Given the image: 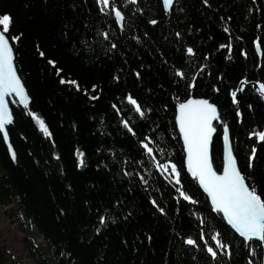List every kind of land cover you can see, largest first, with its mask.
Segmentation results:
<instances>
[{"label": "trees", "instance_id": "1", "mask_svg": "<svg viewBox=\"0 0 264 264\" xmlns=\"http://www.w3.org/2000/svg\"><path fill=\"white\" fill-rule=\"evenodd\" d=\"M100 7L97 0H0L31 99L25 109L9 103L15 161L0 135V207L19 220L31 263L264 264V246L237 237L188 175L175 122L177 106L191 98L214 104V170L227 125L238 170L264 197V142L256 135L264 132V104L250 86L238 101L232 96L241 81L264 84V0H175L168 13L160 0H114L121 28ZM156 163L175 164L180 184ZM7 249L0 245V264H18Z\"/></svg>", "mask_w": 264, "mask_h": 264}, {"label": "snow or ice", "instance_id": "2", "mask_svg": "<svg viewBox=\"0 0 264 264\" xmlns=\"http://www.w3.org/2000/svg\"><path fill=\"white\" fill-rule=\"evenodd\" d=\"M101 6L100 11L107 14L106 10L111 9L118 22L123 21L124 17L117 8L114 7V0H97ZM130 3H136L137 0H129ZM173 0H163L165 9L171 7ZM13 23L12 18L8 14L0 15V132H3L4 139L7 140V132L5 125L12 123L11 115L8 112L7 105L4 101L6 94L15 93L20 97L25 107H28V97L25 94L24 87L20 78L17 76L16 69L13 64V50L10 47L9 40L3 33L9 31L10 25ZM155 24L156 21H151ZM227 32L228 29L226 28ZM261 42H256V48L261 49ZM115 47V45H113ZM231 50L230 45L228 46ZM188 54H194L191 48L187 49ZM43 55V53H41ZM53 63V62H49ZM176 75L183 77L182 72ZM61 83L75 84V81H64ZM194 86V85H192ZM77 89L79 86L76 85ZM259 91L264 95V84L260 85ZM233 100H236V93H232ZM95 99V97H93ZM127 102L134 106V109L141 117L144 112L141 105L132 96L127 97ZM115 107V105L113 106ZM177 123L180 133L187 151V165L192 176L198 179L204 191L211 197L217 213H222L227 223L238 233L245 241H259L264 246V197L258 194L254 187H250L245 177L236 167L235 159L229 145V136L227 125H224V141H225V165L222 174H218L213 169L212 160L209 155V145L211 143L212 134L215 132L213 121L220 120L217 108L214 104L207 100H189L187 103H181L178 110ZM39 124L40 130L45 135H51L45 122L42 119L34 117ZM124 127L130 133L135 135L134 130L124 121ZM259 141L264 142V132L256 134ZM147 139V138H145ZM151 143V141H149ZM149 143H143L142 147L146 149L148 155H152L153 149L149 147ZM155 160V157H153ZM79 163L84 164L83 153H79ZM158 170L168 172L175 177V183L180 184V174L175 164L156 163ZM143 179V177H141ZM185 200L190 197L181 189H177ZM195 201H193L194 203ZM103 223V220L101 221ZM189 245H195V241L188 239ZM217 247H226L221 241H217ZM207 252L216 258L217 252L212 247H207ZM251 264V262H249Z\"/></svg>", "mask_w": 264, "mask_h": 264}, {"label": "water", "instance_id": "3", "mask_svg": "<svg viewBox=\"0 0 264 264\" xmlns=\"http://www.w3.org/2000/svg\"><path fill=\"white\" fill-rule=\"evenodd\" d=\"M160 1H161V4H162V7H163V10H164L166 13L170 12V10L172 9V7H173V5H174V3H175V0H173V3H172V5H171V7L168 8V9L166 10L165 7H164V4H163V0H160ZM114 16H115V15H114ZM115 19H116V17H115ZM116 22H117L118 27L121 28V27H122V24H123V21L118 22L117 19H116ZM0 33H2V29H1V27H0ZM3 34H4V33H3ZM4 35H5V34H4ZM5 37L7 38L6 35H5ZM7 39H8V38H7ZM9 44H10V47L12 48V45H11L10 42H9ZM12 50H13V49H12ZM255 51H256L257 55H259V51L257 50L256 47H255ZM13 64H14V52H13ZM14 67H15V65H14ZM15 69H16V68H15ZM16 73H17V71H16ZM17 76L19 77L18 73H17ZM19 78H20V77H19ZM20 80H21V79H20ZM21 83H22V81H21ZM22 85H23V83H22ZM245 86H250L251 89H252V91H253L256 95H258V96L260 97L262 103L264 104V95H262V94L260 93V91H259L260 84H258V83L245 84L243 81H241V82L238 84V87H237L236 90H235V93H236V100H235V101H238V100L240 99L241 94H242V91H243V89H244ZM23 87H24V85H23ZM24 90H25V94H26V96L28 97V106H29L30 103H31V99H30V97L28 96V93H27V90L25 89V87H24ZM189 100H190V99H189ZM189 100H187V101L184 102V103H187ZM191 100H202V99H193V98H191ZM4 101H5L6 105H7L8 112H9L10 115H11V120H12V122H13V116H12L11 108H10V105H9L10 102H11V103H17V104H18L21 108H23V109L27 108V107H25L24 104L21 102L20 97L17 96L15 93L6 94V95L4 96ZM179 105H180V104H179ZM179 105H178L177 108H176V118H175V122H176V127H177V130H178V132H179L180 139H181V142H182V144H183V148H184L186 171H187L188 175L191 177V179H195V180H196L200 192H201V193L205 196V198L207 199L209 206L215 211L214 205L212 204V201H211V197H210V196L204 191V189H203V187L200 185L198 179L194 178V177L192 176V173H191V172L189 171V169H188V165H187V151H186V147H185V144H184V141H183V138H182V134L180 133L179 126H178V123H177V118H178V114H179V112H178V110H179ZM215 122H217V121H213V124H214ZM11 124H12V123H10V124H6V125H5V131L7 132V136H8L7 140L4 139V134H3V132H0V135H1V137H2L3 143H4V145H5L6 149H7V152H8V155H9L11 161L14 162V161H15V153H14L13 147H12V145H11V143H10V139H9V135H8V127H9ZM214 136H215V132L212 134V137H211V143H210V145H209V155H210V158H211V145H212V141H213ZM220 141H221V169H220V173H218V174H222V172H223V168H224V165H225V162H226V161H225L226 149H225V141H224V125H222V128H221ZM229 145H230V142H229ZM235 162H236V161H235ZM236 167H237V165H236ZM213 169H214V168H213ZM237 169H238V168H237ZM215 212H216V211H215ZM219 214H220V216L222 217V219H223V221L225 222V224L229 227V229H230V230H231V231H232L237 237H239L240 239L244 240V238L241 237L238 233H236L235 230L232 229V227L227 223L226 219L223 217V214H222V213H219ZM244 241H245V240H244ZM254 241H256V240H254ZM246 242H247V241H246ZM257 242H259V241H257Z\"/></svg>", "mask_w": 264, "mask_h": 264}, {"label": "rangeland", "instance_id": "4", "mask_svg": "<svg viewBox=\"0 0 264 264\" xmlns=\"http://www.w3.org/2000/svg\"><path fill=\"white\" fill-rule=\"evenodd\" d=\"M14 209L16 208L14 207ZM5 211H8L7 208L0 207V245L8 247L7 251L10 253L12 261H16L18 264H32L24 250L22 243L24 234L20 228L19 220Z\"/></svg>", "mask_w": 264, "mask_h": 264}, {"label": "bare ground", "instance_id": "5", "mask_svg": "<svg viewBox=\"0 0 264 264\" xmlns=\"http://www.w3.org/2000/svg\"><path fill=\"white\" fill-rule=\"evenodd\" d=\"M36 241V243H41V240L37 238V236H35V239H33ZM35 243V242H34Z\"/></svg>", "mask_w": 264, "mask_h": 264}]
</instances>
